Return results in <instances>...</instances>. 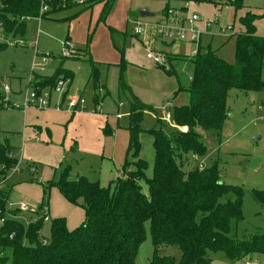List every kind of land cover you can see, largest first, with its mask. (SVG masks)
<instances>
[{
    "label": "rangeland",
    "instance_id": "rangeland-1",
    "mask_svg": "<svg viewBox=\"0 0 264 264\" xmlns=\"http://www.w3.org/2000/svg\"><path fill=\"white\" fill-rule=\"evenodd\" d=\"M242 4L235 10L229 4L193 0H115L108 12L103 13L104 3L98 0L91 6L77 4L52 12L46 18L27 19L24 35L8 39L11 44L7 42L6 48L0 51V144L7 143L20 164L16 172L8 173L0 189L8 195V211L17 208L20 202L28 206V210H17L14 215L6 213L4 217L16 218L27 226L46 216L48 220L39 231L41 238L46 240L50 239V221L54 218L63 217L70 230L77 228L84 219L83 208L67 202L54 186L46 189L45 185L57 181L59 171L66 166H70V178L83 175L98 180L101 186H112L126 162L130 163L128 169L135 168L134 157L127 152L129 109L118 89L120 74L130 91L142 103L151 106L159 117L161 109L171 114L172 107L189 102L185 91L192 73L189 56L199 44L202 48L209 46L216 50L221 58L233 64L235 36L244 29L239 18L248 11L257 15L256 32L264 37V0H242ZM166 6L186 21L192 14L197 15L193 28L202 34L199 44L151 38V25L143 35L133 34L130 15L154 24L163 18ZM140 11L148 15L142 17ZM225 28L224 36L222 30ZM66 40L79 56L63 58ZM142 41L148 48L167 50L169 55L177 57L171 64L174 73L165 71L170 67L167 59L165 70L147 59ZM31 43H35V47ZM59 68L73 74L66 97L81 96L86 106L83 113L96 114L97 123L69 125L68 114L36 107L24 113L22 108L11 106L12 102L21 103L23 92L31 88L36 75L52 76ZM93 68L98 70V93L102 97L98 101L99 111H95L93 102ZM5 85L9 91L2 90ZM48 94V89L41 90L43 97ZM49 95L54 108L62 96L56 91ZM168 103L172 106L168 107ZM226 106L228 117L219 138L203 134L207 145L205 156L191 158L183 168L190 169L199 162L208 167L218 160L222 182L242 188L243 218L232 225L230 232V236L242 240L264 231V205L253 196L254 190H264V90L230 89ZM156 119L154 112H144L142 128H156ZM152 141L150 134L140 133L138 157L147 163V177L152 175L154 161ZM142 190L147 193L145 185ZM152 250L147 234L136 263L148 264ZM158 250L160 255L171 256L176 261L180 258L176 245H163ZM210 259L211 264H245L244 259L231 262L219 252L210 253Z\"/></svg>",
    "mask_w": 264,
    "mask_h": 264
},
{
    "label": "trees",
    "instance_id": "trees-1",
    "mask_svg": "<svg viewBox=\"0 0 264 264\" xmlns=\"http://www.w3.org/2000/svg\"><path fill=\"white\" fill-rule=\"evenodd\" d=\"M97 1L89 0L86 4L91 6ZM101 1H104L102 11L107 13L115 0ZM193 1L229 4L235 10L243 6L242 0ZM44 4L47 10L40 18L77 5L62 0H44ZM40 7L41 0H0L3 39L22 37L26 20L37 18ZM256 19L257 15L251 11L239 18L244 29L235 36L233 64L209 46L198 45L195 55L190 57L192 73L185 89L189 102L172 107L169 115L173 125H167L151 106L142 103L120 74L118 89L129 106L127 152L134 157L135 168L128 169L130 163L126 162L112 186H101L98 180L83 175L70 178V166L61 169L57 181H49L45 188L54 186L67 202L81 206L84 219L73 230L67 228L63 217L52 219L46 244H42L39 232L43 218L25 226L16 218L4 217L6 213L14 215L17 210L8 211V195L0 189V220L3 219L0 264H137L139 248L147 234L153 246L148 264H211L210 253L216 252L231 262L264 255V231L242 240L230 236L232 225L243 218V191L240 186L222 182L218 160L202 170L197 165L183 168L194 155L205 156L207 145L203 134L219 138L228 117L226 97L230 89L264 90V37L256 32ZM6 46L0 42V51ZM165 57L169 66L177 60L169 54ZM165 71L174 73L171 66ZM61 75L70 82L73 78L70 71L59 68L52 76L36 75L31 85L41 91L51 87ZM91 77L93 101L97 102L100 86L96 68ZM144 112L156 114V128H142ZM142 131L153 139L151 177L145 174L147 163L138 157ZM16 163L12 148L7 143L0 144V183ZM143 185L147 187L146 194ZM253 196L264 205V190H254ZM163 245H176L180 250L179 260L160 255L158 249Z\"/></svg>",
    "mask_w": 264,
    "mask_h": 264
},
{
    "label": "built area",
    "instance_id": "built-area-1",
    "mask_svg": "<svg viewBox=\"0 0 264 264\" xmlns=\"http://www.w3.org/2000/svg\"><path fill=\"white\" fill-rule=\"evenodd\" d=\"M62 1H71L76 4H84L89 0H62ZM47 10L46 5L44 4V0H41V7L39 10V16L37 18L40 19V16L43 12ZM198 20L197 15L192 14L191 17L186 21L184 19L178 18L177 15L174 14L171 8H168L163 15V18L157 21L154 24H148L143 22L139 18L130 19V23L132 26V31L135 36H140L145 33L146 27L151 25L153 27V31L150 34V37L160 39L162 41H183L188 40L191 42H195L199 44V40L201 37V33L195 30L194 22ZM186 22L189 24L187 25ZM209 29H207L208 31ZM227 28L222 30V34L225 36V31ZM0 42L10 43V41L4 40L2 35L0 34ZM11 44V43H10ZM35 46V43L32 44ZM64 58H70L75 55L73 45L69 41L64 42ZM146 58L151 60L156 67H165L166 66V58L165 55L152 48H148V45L145 44ZM196 50L191 52V56L195 55ZM70 84V80L68 78L59 77L56 79L55 83L48 89L49 94L52 91L58 92L62 96V100L60 103L54 108L57 110H61L65 107L67 110L76 111L78 109H83L85 107V101L81 96L75 97H66L67 89ZM4 91H9L8 87L5 85L3 87ZM43 97L41 95V91H38L37 88L31 86L30 89H26L22 94L21 103L12 102L11 106L15 108H22L23 111H26L30 107H36L38 109H49L51 107L50 95ZM100 103H97L96 108L99 109ZM162 119L166 122L170 121V115L166 113L164 110H161ZM196 159V156H193ZM197 168L202 170L204 165L202 162H199ZM19 169V162L12 168L11 172H16ZM18 208L22 211L28 210V206L24 202H20L18 204ZM44 221H47V217H43ZM3 219L0 220L2 224ZM42 244H46L47 240L42 238ZM245 264H264V255H254L251 257H246L244 259Z\"/></svg>",
    "mask_w": 264,
    "mask_h": 264
},
{
    "label": "crops",
    "instance_id": "crops-1",
    "mask_svg": "<svg viewBox=\"0 0 264 264\" xmlns=\"http://www.w3.org/2000/svg\"><path fill=\"white\" fill-rule=\"evenodd\" d=\"M130 1V0H129ZM103 3H104V1H103ZM148 15V14H147ZM140 16H145V15H141L140 14ZM130 17H133V18H136V17H134V15H130L129 16V18L128 19H130ZM152 38V37H151ZM150 38V39H151ZM156 39V38H155ZM160 40V39H159ZM173 42H179V41H173ZM162 43H164V42H162ZM33 43H31V46L32 47H35V46H33L32 45ZM145 44L146 43H144L143 41H142V45H143V47L145 46ZM198 47V46H197ZM145 48V47H144ZM158 51H160V52H162L164 55L165 54H169V53H167V50H164V51H162L161 49L160 50H158ZM165 52V53H164ZM192 52V51H191ZM75 56H79L78 54H76ZM75 56H72V57H70V58H73V57H75ZM189 57H191V56H189ZM189 57H188V59H189ZM64 58V57H63ZM176 59H177V57H175ZM122 61H123V59H121ZM127 63V62H126ZM172 64V63H171ZM171 66V65H170ZM69 71V70H68ZM71 72V71H70ZM41 76H44V75H41ZM191 77V76H190ZM73 79V78H72ZM190 80V79H189ZM72 81V80H71ZM71 83V82H70ZM31 86V85H30ZM50 87H46V88H43V90H47V89H49ZM3 90V89H2ZM95 94V93H94ZM93 94V98H94V95ZM99 94V93H98ZM100 95V94H99ZM99 98H101L102 99V97L101 96H98ZM137 97V96H136ZM138 98V97H137ZM94 100V99H93ZM100 99H98L97 100V102H95V101H93L94 102V105H95V111H99V109H97L96 108V105H97V103H99L98 101H99ZM124 102H126V101H124ZM142 102V101H141ZM126 105H127V102H126ZM52 106H53V104H52ZM172 106V104L171 103H168V107H171ZM86 107V106H85ZM85 107L83 108V109H85ZM127 107H128V109H129V106L127 105ZM83 109H78V110H76V111H70V110H67L65 107H63L61 110H55V108H49V109H46V110H48L49 112H54V113H64V114H68V115H70V121H71V123L69 124V125H71V124H74V123H81V122H88L89 124H93L94 123V121H96V123L99 121L98 120V117L96 116V114L95 115H92V114H85V113H83L84 111H82ZM161 110H163V109H161ZM165 111V110H164ZM24 113H25V111H23ZM93 113V112H92ZM160 116H161V119H162V114H161V111H160ZM117 118H119V116L117 115ZM163 120V119H162ZM170 122V121H169ZM173 125V124H172ZM178 130H180V131H186L187 130V128L186 127H176ZM127 129V128H126ZM128 131V130H127ZM87 148V147H86ZM79 151H81V149H79ZM13 156V155H12ZM19 161L17 160V163H18ZM16 163V164H17ZM19 167H20V164H19ZM30 170H32V167H30ZM29 170V171H30ZM121 174V173H120ZM9 176H7L6 177V179L8 178ZM117 177H119V176H117ZM116 177V178H117ZM10 210H20L19 208H18V206H17V208L15 207L14 209H9V211ZM20 211H22V210H20Z\"/></svg>",
    "mask_w": 264,
    "mask_h": 264
},
{
    "label": "water",
    "instance_id": "water-1",
    "mask_svg": "<svg viewBox=\"0 0 264 264\" xmlns=\"http://www.w3.org/2000/svg\"><path fill=\"white\" fill-rule=\"evenodd\" d=\"M141 15H147L148 13L146 11H140Z\"/></svg>",
    "mask_w": 264,
    "mask_h": 264
}]
</instances>
